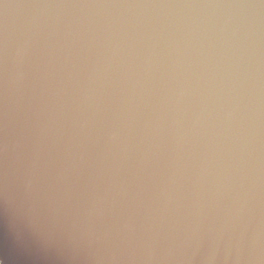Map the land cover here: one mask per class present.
Here are the masks:
<instances>
[{
    "label": "clouds",
    "instance_id": "obj_1",
    "mask_svg": "<svg viewBox=\"0 0 264 264\" xmlns=\"http://www.w3.org/2000/svg\"><path fill=\"white\" fill-rule=\"evenodd\" d=\"M0 264H264V0H0Z\"/></svg>",
    "mask_w": 264,
    "mask_h": 264
}]
</instances>
